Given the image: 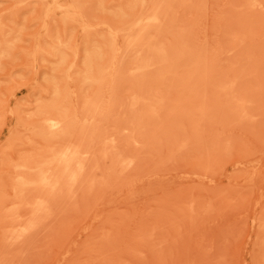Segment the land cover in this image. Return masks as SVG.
<instances>
[{
  "label": "rangeland",
  "instance_id": "rangeland-1",
  "mask_svg": "<svg viewBox=\"0 0 264 264\" xmlns=\"http://www.w3.org/2000/svg\"><path fill=\"white\" fill-rule=\"evenodd\" d=\"M157 2L0 0V264H264V0ZM157 10L160 22L130 28L132 15ZM114 46L119 75L110 78ZM57 50L78 52L64 81L69 60L58 65ZM86 50L102 54L87 73ZM47 116L66 128L50 133ZM22 220L28 233L12 238Z\"/></svg>",
  "mask_w": 264,
  "mask_h": 264
},
{
  "label": "bare ground",
  "instance_id": "bare-ground-1",
  "mask_svg": "<svg viewBox=\"0 0 264 264\" xmlns=\"http://www.w3.org/2000/svg\"><path fill=\"white\" fill-rule=\"evenodd\" d=\"M130 1H131V0H130ZM133 1H134V0H133ZM144 1H145V2H148V0H147V1L144 0ZM163 1L165 2V0H161V5H159V3L157 2L156 5H158V6L155 5V7H156L157 9H158L159 6L163 7V5H162V2H163ZM121 3H122V2H121ZM127 3H128V2H127ZM135 3H136V2H135ZM151 3H154V1L151 2ZM154 4H155V3H154ZM137 5H139V3H137ZM143 5H144V4H143ZM145 5H146V4H145ZM118 6H120V7H118L119 9L122 8V7H121L122 4L119 5V3H118ZM132 6H133V5H132ZM148 6H149V5H148ZM123 7H124V5H123ZM138 7H139V6H138ZM143 7H144V6H143ZM152 7H154V6L151 5L150 8L153 9ZM129 8H130V7H129ZM132 8H133V7H131V9H132ZM135 8H136V7H135ZM123 9H124V8H123ZM151 9H149V11H150ZM160 9H161V8H160ZM164 9H165V8H164ZM124 10H125V9H124ZM144 10H145V9H144ZM130 11H131V10H129V13H132L133 10H132L131 12H130ZM141 11H142V10H141ZM151 11H152V10H151ZM158 11H159V10H157V11H155V12H151V13H149V12L147 11L148 14H145V11H143L144 14H141L142 12H139L140 15L136 16V18H135V16L133 17V15H132L133 13L130 14V15H132V16L130 17L129 13L127 12L128 17H130V18H132V19L134 18L133 21H132V19H131V25H130V28H132V29H137L138 31H141V30H144V28H146V26H150V27H151V25L157 24L158 22H160L159 19L162 18V16L160 17L161 13H159L160 15H158V13H156V12H158ZM161 11H162V10H161ZM165 12H166V11H165ZM122 13H123V11H122ZM125 13H126V12H125ZM125 13H124V14H125ZM116 14H117V13H116ZM126 16H127V15H126ZM120 17H121V16H120ZM114 18H115V17H114ZM117 18H118V17H117ZM126 18H127V17H126ZM163 18H165V16H164ZM167 18H168V17H167ZM167 18H166V19H167ZM114 20H115V19H114ZM127 20H128V19H127ZM129 20H130V19H129ZM129 20H128V23L130 22ZM160 20H161V19H160ZM171 21H172V20H171ZM120 22H121V21H120ZM120 22H119V23H120ZM171 23H172V22H171ZM124 24H125V22L123 23V26H124ZM159 24H160V23H159ZM121 25H122V23H121ZM144 26H145V27H144ZM168 27H169V25H168ZM118 28H119V27H118ZM122 28H123V27H122ZM127 28H128V26H127ZM127 28H126V29H127ZM119 29H120V28H119ZM124 29H125V28H123V30H124ZM116 30H117V28H116ZM121 30H122V29H121ZM135 31H136V30H135ZM178 31H179V30H178ZM124 32H125V31H124ZM133 32H134V31H133ZM150 32H151V31H150ZM159 32H160V31H159ZM181 32H182V30H181ZM117 33H118V32H117ZM125 33L127 34L128 31L125 32ZM137 33H139V32H137ZM137 33H136V35H138ZM126 34H124V36H126ZM185 34H186V33H185ZM109 35H110V34H109ZM149 35H150V34H149ZM181 35H182V34H181ZM189 35L191 36V34H189ZM101 36H102V35H101ZM118 36H119V34H117V35L114 34V35H112V36L110 35L109 38H111L110 40L116 42ZM124 36H122V37H123L122 40H125L126 37H127V36H126V37H124ZM130 36H132V35H130ZM103 37H104V36H103ZM135 37H136V36H135ZM145 37H146V36H145ZM185 37H187V36L185 35ZM107 38H108V37H107ZM107 38H105V39H107ZM175 38H176V37H175ZM187 38H188V37H187ZM187 38H186V39H187ZM189 38H190V37H189ZM103 39H104V38H103ZM105 39H104V40H105ZM134 39H135V38H134ZM141 39H142V38H141ZM99 40H102V39H99ZM107 40L110 41L109 39H107ZM143 40H144V39H143ZM143 40H142V41H143ZM157 40H158V39H157ZM172 40H173V39H172ZM177 40H179V38H178ZM189 40H190V39H189ZM108 41H107V42H108ZM112 41H111V42H112ZM136 41H137V39H136ZM173 41H174V40H173ZM104 42H105V41H104ZM114 42H113V43H114ZM132 42H134V41L132 40ZM132 42H131V43H132ZM140 42H141V41H140ZM140 42H139V45H140ZM113 43H112V44H113ZM131 43H130V44H131ZM142 43H143V42H142ZM156 43H157V42H156ZM161 43H162V42H161ZM166 43H167V42H166ZM169 43H171V42H169ZM169 43H168L167 46L170 48ZM175 43H176V42H175ZM178 43H179V42H178ZM180 43H181V42H180ZM188 43H189V42H188ZM132 44H133V43H132ZM134 44H135V43H134ZM157 44H158V43H157ZM159 44H160V41H159ZM162 44H164V43H162ZM182 44L185 45V43H182ZM189 44H190V43H189ZM189 44H188V45H189ZM60 45H61V44L57 45V47H61ZM113 45H114V44H113ZM141 45H144V44H141ZM170 45H171V44H170ZM172 45H174V44H172ZM177 45H179V44H177ZM188 45H187V46H188ZM202 45H203V44H202ZM110 46H111V45H110ZM110 46H108V47H110ZM155 46H156V45H155ZM161 46H162V45H161ZM163 46H164V45H163ZM163 46H162L161 48H163ZM174 46H176V44H175ZM174 46H172L173 49L175 48ZM182 46H183V45H182ZM187 46H186V47H187ZM57 47H56V48H57ZM94 47H95V46H94ZM139 47H140V46H139ZM164 47H165V46H164ZM172 47H171V48H172ZM176 47H177V46H176ZM180 47H181V46H180ZM62 48H63V47H62ZM98 48H99V47H98ZM137 48H138V47H137ZM67 49H68V48H67ZM85 49H86V48H84V50H85ZM111 49H113V51H112V52H113V55L111 54L112 57H111L110 61H109V58H108L109 63H108V66H107V68H106V75L109 76L110 78H111V76L114 75L115 72H116V73H115L116 75H119V74H117V71H116L117 69H116V65H115V63H116L117 61L119 62V59L117 60V54L119 53V50H118V48L115 47V46H114L113 48H111ZM111 49H110V50H111ZM135 49H136V48H135ZM163 49L166 51L165 48H163ZM177 49H178V47H177ZM177 49H176V50H177ZM49 50H50V49H49ZM61 50H62V49H61ZM87 50H88V49H87ZM87 50L85 51V54H84V58H83V60H81V61L83 62V66L85 67V71H86V73H87L88 71L91 70V67H92L91 62H92L93 60H95V59H101V58H102V54H101L100 51H96V52H94V53H90V52H88ZM127 50H128V49H127ZM127 50H126V51H127ZM161 50H162V49H161ZM64 51H66V50H64ZM64 51H62V52H64ZM92 51H93V50H92ZM126 51H125V52H126ZM167 51H168V50H167ZM167 51H166V52H167ZM170 51H171V49H170ZM170 51H169V52H170ZM62 52H59V51L57 50V51H55V53H52L51 57H53V59L55 58V59H56V63H57L58 65L61 64L62 66H63V65L65 66L66 63H67V61L69 60V62H68L67 65L65 66V69H63L64 67L61 68V69L64 70V71H63L64 73L67 72L66 75H65V77L62 76L61 79H63V78H67V79H68V78L70 77V74H69V73H70L72 70L74 71V68H76V64H77L76 62H77V60H78V58H77V56H78V52H77L76 50H73V52H74L75 54H74V56H73L72 59L67 58V57L65 56L66 53L64 54V53H62ZM76 52H77V54H76ZM158 52H159V51H158ZM166 52H165V53H166ZM171 52H173V51H171ZM108 54H109V52H108ZM168 54H169V53H168ZM198 54H199V53H198ZM200 54H201V53H200ZM93 55H95V56L98 57V58L94 57ZM152 55H153V54H152ZM163 55H164V54H163ZM170 55H171V54H170ZM170 55H169V56H170ZM166 56H168V55H166ZM169 56H168V57H169ZM171 56H172V55H171ZM171 56H170V59H171ZM109 57H110V56H109ZM155 57H156V55H155ZM159 57H160V56H159ZM168 57H167V59H168ZM156 58H158V57H156ZM120 59H121V58H120ZM154 59H155V58H154ZM170 59H169V60H170ZM172 59H173V58H172ZM137 60H138V59H137ZM169 60H168V61H169ZM98 61H99V60H98ZM103 61H105V60H103ZM121 61H122V60H121ZM157 61H158V60H157ZM144 62H145V61H144ZM53 63H54V61H53ZM103 63H104V62H103ZM106 63H107V60H106ZM121 63H122V62H121ZM121 63H120V64H121ZM157 63H158V62H156L155 64H157ZM81 64H82V63H81ZM118 64H119V63H118ZM153 64H154V63H153ZM168 64H171V62L168 63ZM99 65H100V64H99ZM137 65H138V64H137ZM62 66H61V67H62ZM77 66H78V65H77ZM97 66H98V65H97ZM100 66H101V65H100ZM100 66H98V67H100ZM164 66H165V65H164ZM168 66H169V65H168ZM95 67H96V65H95ZM98 67H96V68L98 69ZM117 67H120V66L118 65ZM142 67H143V65H142ZM51 68H52V67H51ZM55 68H56V67H55ZM58 68H60V67H58ZM121 68H122V67H121ZM121 68H118V71H119ZM135 68H137V67H135ZM61 69H60V70L58 69L56 72H58V71L60 72ZM93 69H94V68H93ZM122 69H123V71H124V68H122ZM122 69H121V70H122ZM160 69H161V67H160ZM163 69H164V68H163ZM50 70H51V69H50ZM127 71H128V70H127ZM56 72H55V73H56ZM63 72H62V75H63ZM97 72H98V71H97ZM119 72H121V71H119ZM84 73H85V72H84ZM95 73H96V72H95ZM103 73H104V71H103ZM121 73H122V72H121ZM57 74H58V73H57ZM57 74H55V75H57ZM97 74H98V73H97ZM124 74H125V73H124ZM128 74H129V73H128ZM137 74H138V73H137ZM50 75L53 76V74H50ZM59 75H60V73H59ZM85 75L88 77V74H85ZM93 75H95V74H93ZM122 75H123V74H122ZM60 76H61V75H60ZM60 76H59V77H60ZM78 76H79V75H78ZM124 76H125V75H124ZM133 76H134V74H133ZM109 77H108V79H110ZM113 77H115V76H113ZM113 77H112V79H113ZM116 77H117V76H116ZM48 78H49V76H48ZM50 78H51V77H50ZM55 78H56V80H57V77H56V76H55ZM125 78H126V77H125ZM140 78H141V77H140ZM140 78H139V80H140ZM59 79H60V78H59ZM59 79H58V80H59ZM106 79H107V78H106ZM108 79H107V80H108ZM114 79H115V78H114ZM120 79H121V81H122L123 77L120 78ZM120 79H118V80L115 79L114 81H116V82L118 81V82H119ZM142 79H143V78H142ZM52 80H53V79H52ZM86 80H87V79H86ZM107 80H105V82H106ZM134 80L136 81L137 79L135 78ZM134 80H132V81H134ZM143 80H144V79H143ZM48 81H49V80H48ZM60 81H61V80H59V82H60ZM63 81H64V79H63ZM83 81H84V80H83ZM89 81H92V80H89ZM114 81L112 80V83H113ZM121 81H120V82H121ZM124 81H125V80H123V82H124ZM135 81H134V82H135ZM57 82H58V81H57ZM116 82H115V83H116ZM118 82H117V83H118ZM138 82H140V81H138ZM49 83H50V81H49ZM106 83H108V82H106ZM115 83H113V84H115ZM121 83H122V82H121ZM61 84H62V83L60 82V85H61ZM63 84H64V83H63ZM113 84H110V85H113ZM47 85H48V84H47ZM117 85H120V84H117ZM115 86H116V85H114V87H115ZM187 86H188V85H187ZM51 87H52V86H51ZM59 87H60V86H59ZM84 87H85V86H84ZM107 87H108V86H107ZM107 87H106V88H107ZM114 87L112 88L113 93L116 92V91H114V90H116V88H114ZM119 87H120V86H119ZM56 88H57V87H56ZM181 88H183V86H181ZM181 88H180V89H181ZM184 88H185V87H184ZM80 89H81V88H80ZM82 89H83V88H82ZM103 89H105V88H103ZM103 89H102V90H103ZM109 89L111 90V88H109ZM113 89H114V90H113ZM185 89H186V88H185ZM185 89H184V90H185ZM52 90H55V89H52ZM52 90H51V91H52ZM56 90H57V89H56ZM56 90L53 91V92H57ZM58 90H59V89H58ZM107 90H108V89H107ZM48 91H49V88H48ZM73 91H74V90H73ZM117 91H118V89H117ZM63 92H64V91H63ZM66 92L68 93V89L66 90ZM66 92H65V93H66ZM69 92H70V91H69ZM87 92H89V90H88ZM101 92H104V90L101 91ZM47 93H48V92H47ZM92 93H93V92H92ZM96 93H98V92H95L94 95H97ZM105 93H106V92H105ZM117 93H118V92H117ZM60 94H61V93H60ZM72 94H73V93H72ZM76 94H78V93H76ZM80 94H81V91H80ZM99 94H100V93H99ZM101 94H103V93H101ZM48 95H49V93H48ZM58 95H59V94H58ZM65 95H66V94H65ZM73 95H74V94H73ZM91 95H93V94H91ZM104 95H105V94H104ZM114 95H115V94H114ZM135 95H136V94H135ZM61 96H62V95H61ZM61 96H60V97H61ZM78 96H79V95H78ZM82 96H83V95H82ZM99 96H101V95H99ZM105 96H106V95H105ZM105 96H104V97H105ZM108 96H110V95H108ZM75 97L77 98V96H75ZM95 97H96V96H95ZM112 97H114V96H112ZM115 97H117V95H116ZM138 97H139V96H138ZM138 97H137V98H138ZM140 97H141V96H140ZM53 98H54V97H53ZM63 98H68V100H69V97H65V96H64V93H63V97H62V99H63ZM76 98H75V99H76ZM86 98H87V97H86ZM99 98H100V97H99ZM102 98H103V96H102ZM133 98H134V97H133ZM137 98H136V100H137ZM57 99H59V97H58ZM57 99H56V100H57ZM60 99H61V98H60ZM91 99H92V98H91ZM97 99H98V98H97ZM100 99H101V98H100ZM109 99H110V98H109ZM116 99H117V98H114V101H115ZM160 99H161V98H160ZM50 100H51V99H50ZM56 100L54 99L55 102H57ZM68 100H67V101H68ZM79 100H81L80 97H79ZM79 100L77 99V101H79ZM103 100H104V98H103ZM107 100H108V99H107ZM136 100H135V101H136ZM47 101H48V100H47ZM52 101H53V99H52ZM60 101H62V100H60ZM63 101H64V99H63ZM63 101H62V102H63ZM77 101H75L76 104L78 103ZM84 101L87 102V99L84 100ZM93 101H96V100H93ZM98 101H100V100L98 99L96 103H98ZM101 101H102V100H101ZM104 101H105V100H104ZM108 101H109V103H110L111 100H108ZM112 101H113V100H112ZM114 101H113V102H114ZM131 101H132V100H131ZM139 101H140V100H139ZM41 102H42V101H41ZM41 102H40V104H41ZM68 102L71 103V100H69ZM105 102H106V101H105ZM48 103H49V102H48ZM59 103H60V102H59ZM65 103H66V102H65ZM93 103H94V102H93ZM111 103H112V102H111ZM114 103L118 104V102H114ZM138 103H139V102H138ZM54 104H55L54 106H56V103H54ZM61 104H62V103H60V105H61ZM82 104H83V103H82ZM87 104H88V103H87ZM98 104H99V103H98ZM101 104H102V102H101ZM116 104H114V105H116ZM129 104H130V103H129ZM161 104H162V103H161ZM44 105H45V104H43V106H44ZM62 105H63V104H62ZM78 105H79V104H78ZM78 105H77V107H78ZM96 105H97V104H96ZM99 105H100V104H99ZM99 105H98V106H99ZM105 105H108V104L105 103ZM105 105H104V106H105ZM112 105H113V104H111V105L109 104V107L112 106ZM162 105H163V104H162ZM49 106H50V103H49L48 107H49ZM52 106H53V105H52ZM52 106H51V107H52ZM54 106H53V107H54ZM68 106H70V105L68 104ZM157 106H160V105H157ZM51 107H50V108H51ZM77 107H76V108H77ZM91 107H93V106H91ZM101 107H102V105H101ZM106 107H107V106H106ZM116 107H117V106H116ZM44 108H45V107H44ZM54 108H55V107H54ZM58 108H59V106H58ZM62 108H63V107H62ZM64 108H65V110H66V107H64ZM81 108H82V107H81ZM97 108H99V107H97ZM111 108H112L113 110H112ZM111 108H110L111 111H114V110L116 109L115 107H114V108H115V109H114L113 106H112ZM159 108H160V107H159ZM39 109H40V107H39ZM60 109H61V108H60ZM67 109H68V108H67ZM84 109H86V107H85ZM103 109H104V108H103ZM106 109H107V108H106ZM110 109H109V111H110ZM147 109H148V108H147ZM169 109H170V107H169ZM169 109H168V110H169ZM171 109H172V108H171ZM47 110H48V108H47ZM49 110H51V109H49ZM57 110H58V109H57ZM73 110H74V109H73ZM73 110H72V111H73ZM101 110H102V109H101ZM104 110H105V109H104ZM203 110H204V109H203ZM60 111H61V110H59V112H60ZM62 111H63V110H62ZM62 111H61V112H62ZM79 111H80V109H79ZM79 111H78V112H79ZM81 111H82V109H81ZM81 111H80V112H81ZM88 111H89V110H88ZM111 111H110V113H111ZM45 112H46V111H45ZM66 112H68V111H66ZM93 112H94V111H93ZM98 112L102 113L103 110H102V112H101L100 110H99ZM104 112H105V111H104ZM107 112H108V110H107ZM152 112H153V110H152ZM154 112H155V111H154ZM173 112H174V111H173ZM42 113H43V112H41V114H42ZM52 113H54V112H52ZM63 113H65V112L63 111ZM63 113H61V114H63ZM75 113H76V111H75ZM75 113H74V114H75ZM82 113H83V112H82ZM78 114H79V113H78ZM78 114H77V115H78ZM86 114H87V113H86ZM86 114H85V115H86ZM148 114H149V111H148ZM148 114H147V117H149ZM156 114H157V112H156ZM44 115H45V113H44ZM44 115H43V116H44ZM46 115H47V114H46ZM56 115H57V114H56ZM66 115H67V113H66ZM82 115H83V114H82ZM90 115H91V114H90ZM97 115H98V113H97ZM97 115H96V118H97ZM99 115H100V114H99ZM101 115H103L102 117H104L105 114L103 113V114H101ZM150 115H151V114H150ZM58 116H60V115H58ZM74 116H75V115H74ZM80 116H81V114H80ZM107 116H108V115H107ZM110 116H111V115H110ZM154 116H156V115H154ZM36 117H38V116H36ZM63 117H64V115H63ZM65 117H66V116H65ZM72 117H73V116L71 115V116H70L71 120H73V118H74V117H73V118H72ZM82 117H84V115H83ZM92 117H93V116H92ZM98 117H99V116H98ZM102 117H101V118H102ZM204 117H205V116H204ZM86 118H87V117H86ZM90 118H91V117H90ZM63 119H64V118H63ZM80 119H82V118L80 117ZM80 119H79V120H80ZM92 119H93V118H92ZM102 119H103V118H102ZM107 119H108V118H107ZM150 119H151V117H150ZM202 119H203V118H202ZM42 120H43V119H42ZM61 120H62V117H61ZM61 120H59V119H57V118H54V117H52V116H47V117L44 118L43 121H44V123L46 124V127H47L48 129L51 130L50 133H52V130L54 131V130L59 129L61 125H63L61 128H63V127L65 126L64 124H66V123L62 120V122H64V123L62 124V123H61ZM64 120H67V118L64 119ZM82 120H83V119H82ZM82 120H80V121H82ZM93 120H95V119H93ZM96 120L98 121V119H96ZM109 120H110V119H109ZM109 120H108V121H109ZM67 121H70V120H67ZM87 121H88V120H87ZM99 121H100V120H99ZM102 121H103V120H102ZM102 121H101V122H102ZM105 121H106V119H105ZM34 122H35V121H34ZM36 122H37V121H36ZM39 122H41V121H39ZM76 122H78V120H76ZM101 122H100V123H101ZM150 122H151V121H150ZM68 123H69V122H68ZM80 123H81V122H80ZM95 123H96V121H95ZM74 124H77V123H74ZM82 124H83V122H82ZM97 124H99V123H97ZM105 124H106V122H105ZM38 125H39V127L41 128L40 124H38ZM42 125H43V124H42ZM69 125H70V124H69ZM78 125H79V124H78ZM102 125H103V124H101V126H102ZM73 126H75V125H73ZM92 126H93V125H92ZM92 126H91V127H92ZM103 126H104V125H103ZM103 126H102V127H103ZM27 127L29 128V126H27ZM31 127H32V126H31ZM33 127H34V126H33ZM44 127H45V125L42 126L43 129L41 128L43 131H44ZM67 127H68V126H67ZM76 127H78V126H76ZM83 127H84V126H83ZM86 127H87V126H86ZM88 127H89V126H88ZM88 127H87V128H88ZM96 127H97V126H96ZM102 127H101V128H102ZM64 128H66V127H64ZM71 128H72V126H71ZM87 128H85L84 130H86ZM99 128H100V126L98 127V129H99ZM103 128H104V127H103ZM103 128H102V129H103ZM32 129H34V128H32ZM37 129H38V128H37ZM41 129H39L38 131H40ZM68 129L70 130V128H68ZM68 129H66V130L64 129V130L67 131ZM81 129H82V128H81ZM91 129H92V128H90V131H91ZM95 129H96V128H95ZM98 129H97V130H98ZM102 129H100V130H102ZM34 130H35V129H34ZM50 130H49V131H50ZM64 130H63V131H64ZM69 130H68V131H69ZM75 130H76V129H74L73 131H75ZM87 130H88V129H87ZM93 130H94V127H93ZM31 131H32V130H31ZM38 131H37V132H38ZM68 131H67V132H68ZM90 131L88 130V133H90ZM35 132H36V131H35ZM41 132H42V131H41ZM41 132H40V133H41ZM45 132H46V130H45ZM61 132H62V131H61ZM61 132H60V133H61ZM67 132H66L65 134H66L68 137H70V135H68L69 132H68V133H67ZM76 132H78V130H76ZM80 132H81V131H79L78 133H80ZM84 132H86L85 134H87V131H84ZM94 132H95V131H94ZM98 132H99V131H98ZM42 133H44V132H42ZM46 133H49L48 130H47ZM54 133H55V132H54ZM60 133H59V134H60ZM72 133H73V132H71V134H72ZM78 133H77V134H78ZM82 133H83V132H82ZM92 133H93V131H92ZM33 134H34V133H32V135H33ZM35 134H36V133H35ZM55 134H56V133H55ZM75 134H76V133H75ZM90 134H91V133H90ZM40 135H41V134H40ZM46 135H47V134H46ZM60 135H61V134H60ZM60 135H59V136H60ZM66 135H64V136H66ZM87 135H89V134H87ZM42 136H44V135H41V138H43ZM47 136H50V135H47ZM52 136H53V135H52ZM55 136H56V135H55ZM55 136H53V138H57V137H55ZM57 136H58V135H57ZM64 136H61V139L65 138ZM67 136H66V140H67ZM71 136L73 137L74 135H71ZM92 136H93V134H92ZM38 137H39V136H38ZM38 137H37V138H38ZM62 137H63V138H62ZM72 137H71V138H72ZM83 137H85V136H83L82 134H81V138H79V136H78V138H79L80 140H81ZM109 137H110V136H109ZM111 137H112V136H111ZM53 138H52V139H53ZM58 138H59V137H58ZM76 138H77V137H76ZM76 138H74L75 140H73V141L78 140V139H76ZM85 138H86V137H85ZM85 138H83L84 143H85V141H87V140H85ZM88 138H89V136H88ZM88 138H86V139H88ZM90 138H91V137H90ZM38 139H39V138H38ZM49 139H50V137H49ZM69 139H70V138H69ZM92 139H94V137H92ZM105 139H106V138H105ZM105 139H104V140H105ZM40 140H41V142H42V139H40ZM47 140H48V139H47ZM50 140H51V139H50ZM63 140H64V139H63ZM63 140H62V143H63ZM66 140H65V142H66ZM71 140H72V139H71ZM95 140H96V139H95ZM113 140H114V138H113ZM45 141H46V140H45ZM48 141H49V140H48ZM52 141H53V140H51V143H50V144L53 143ZM56 141H57V140H56ZM58 141H60V140H58ZM58 141H57V143H58ZM108 141H109V140H108ZM49 142H50V141H49ZM65 142H64V143H65ZM67 142H69V140H68ZM76 142H77V144L79 145L78 142L82 143L83 141H76ZM89 143H90V142H89ZM53 144H54V143H53ZM58 144H60V142H59ZM45 145H46V147L49 146V145H47V142L45 143ZM54 145H55V144H54ZM54 145H52V146H54ZM62 145H64V144H61L60 146L63 147ZM67 145H68V143H67ZM71 145H73V144H71ZM71 145H69V147H71ZM78 145H77V147H75V148H78V147H79V150H78V151H80V148H81L80 146H81L82 144H80V146H78ZM52 146H51L50 148H52ZM64 146H65V148H66V145H64ZM73 146H75V144H74ZM83 146L85 147V145H82V148H81V149H84V150L87 151V149L83 148ZM54 147H55V146H54ZM54 147H53V148H54ZM69 147H68V148H69ZM86 147H87V146H86ZM88 147H89V146H88ZM44 148H45V147H44ZM48 148H49V147H48ZM50 148H49V149H50ZM56 148H57V147H56ZM59 148H60V147H59ZM72 148H73V147H71L70 149H72ZM60 149H61V148H60ZM106 149H107V148H105V150H106ZM54 150H55V149H54ZM57 150H58V148H57ZM62 150H64V149H62ZM107 150H108V149H107ZM107 150H106V151H107ZM74 151H75V150H74ZM74 151L70 150V151H68V153H69V152H72V153H71V156H73V155H75V152H74ZM82 151H83V150H82ZM88 151H89V150H88ZM53 152H54V151H53ZM76 152H77V149H76ZM83 152H85V151H83ZM40 153H41V152H40ZM57 153H58V152H57ZM65 154H66V153L64 152L63 155H62V156H64V157H66V158L64 159V164H62V165H64V168H65V171H66L67 166H69V161H68V160H69V158H70V155L67 157V155H65ZM78 154H79V153H78ZM81 154H83V153H81ZM86 154H87V153H86ZM103 154H104V153H103ZM43 155H44V154H43ZM45 155H47L46 152H45ZM37 156H38V155H37ZM102 156H103V155H102ZM42 157H43V156H42ZM75 157H77V156H75ZM79 157H80V156H79ZM35 158L37 159V157H35ZM39 158H40V156H39ZM83 158H84V157H83ZM70 159H71V158H70ZM72 159H73V158H72ZM77 159H78V158H77ZM87 159H88V158H87ZM26 160H27V159H26ZM28 160H32V159H28ZM38 160H39V159H38ZM41 160H42V159H41ZM55 160H57V159H55ZM62 160H63V159H62ZM75 160H76V158H75ZM78 160H79V159H78ZM23 161H24V160L22 159V162H23ZM34 162H35V161H34ZM36 162H37V161H36ZM36 162H35V163H36ZM55 162H56V161H55ZM70 162H72V161H70ZM74 162H75V161H74ZM20 163H21V162H20ZM25 163L30 164V163H28V162H26V161H25ZM25 163H24V164H25ZM42 163H43V162H42ZM77 163H78V162H77ZM83 163H84V162H83ZM86 163H87V162H85L84 164H82V161H81V164H82V165H85V166H86ZM16 165H17V164H16ZM21 165H23V163H21ZM31 165H32V164H31ZM37 165H38V164H37ZM46 165H47V164H46ZM53 165H54V164H52V165H50V166H53ZM56 165H57V164H56ZM56 165H55V166H56ZM9 166H10V165H9ZM18 166H19V165H18ZM24 166H25V165H24ZM24 166H23V167H24ZM60 166H61V165H60ZM10 167H11V166H10ZM73 167H74V165H73ZM83 167H84V166H83ZM83 167H82V168H83ZM26 168H27V167H26ZM30 168H31V167H30ZM38 168H39V166H38ZM58 168H59V167H58ZM62 168H63V167H62ZM70 168H71V167H70ZM84 168H85V167H84ZM84 168H83V169H84ZM28 169H29V168H28ZM44 169H45V167H44ZM47 169H48V168H47ZM60 169H61V168H59V170H60ZM74 169H75V168H74ZM18 170H19V169H18ZM29 170H31V169H29ZM41 170H42V168H41ZM48 170H49V169H48ZM50 170H51V168H50ZM52 170L54 171V169H52ZM71 170H73V169H71ZM15 171H17V170H15ZM22 171H23V170H22ZM53 171H52V173H54ZM18 172H19V171H18ZM23 172H24V171H23ZM26 172H27V171H26ZM30 172H31V171H30ZM39 172H40V171H39ZM57 172H58V171H57ZM60 172H61V171H60ZM82 172H83V171H82V169H81V172H79V173H82ZM33 173H34V172H33ZM49 174H50V173H49ZM54 174H55V173H54ZM75 174H77V173H75ZM17 175H18V174H17ZM17 175H16V176H17ZM22 175H23V174H22ZM26 175H27V173H26ZM50 175H51V174H50ZM59 175H60V173L58 172V176H59ZM70 175H72V174H70ZM80 175H81V174H80ZM80 175H79V177H80ZM19 176H20V175H19ZM36 176H37V175H36ZM47 176H48V175H47ZM53 176H54V175H53ZM64 176H65V175H64ZM68 176H69V175H68ZM22 177H24V175H23ZM50 177H51V176H50ZM62 177H63V176H62ZM62 177H61V178H62ZM16 178H17V177H16ZM20 178H21V177H20ZM25 178H26V177H25ZM28 178H30V177L28 176ZM33 178H37V177H33ZM45 178H46V177H45ZM57 178H59V177H57ZM61 178H60V179H61ZM31 179H32V178H31ZM46 179H47V178H46ZM48 179H49V178H48ZM78 179H79V178H78ZM37 180H38V179H37ZM57 180H58V179H57ZM19 181H20V180H19ZM39 181H40V183L45 184V185H47V186L50 184V183H47V182L45 181L44 178H41ZM69 181H70V180H69ZM13 182H14V181H13ZM49 182H51V181H49ZM52 182H53V181H52ZM15 183H16V182H15ZM17 183H18V182H17ZM20 183H21V182H20ZM23 183H24V181H23ZM62 183H63V182H62ZM68 183H69V182H68ZM74 183H76V182H73V183H70V184L72 185V184H74ZM59 184H60V183H59ZM20 185H21V184H20ZM24 185H25V184H24ZM24 185H23V187H24ZM52 185H53V184H52ZM11 186H12V185H11ZM15 186L18 187V185H15ZM39 186H40V185H39ZM39 186H38V188H39ZM42 186H43V185H42ZM62 186H63V184H62ZM67 186H69V185H67ZM12 187L14 188V185H13ZM12 187H11L10 189H12ZM25 187H26V186H25ZM28 187L30 188V186H28ZM31 187H32V186H31ZM60 187H61V185H60ZM60 187L58 188V186H57L58 189H60ZM55 188H56V187H55ZM66 188H67V187H66ZM69 188H71V187H69ZM69 188H68V189H69ZM14 189H16V188H14ZM36 189H37V188H36ZM39 189H40V188H39ZM39 189H38V190H39ZM45 189H46V188H45ZM49 189H50V188H49ZM58 189H57V190H58ZM20 190L22 191L21 187H20L19 191H20ZM24 190H25V191H28V190H26V188H25ZM38 190H36V191H38ZM42 190H43V189H42ZM42 190H39L38 192H40V191H42ZM60 190H62V189H60ZM14 191H15V190H14ZM16 191H17V189H16ZM21 191H20V192H21ZM25 191H24V192H25ZM50 191H51V190H50ZM12 192H13V191H12ZM38 192H37V193H38ZM56 192H57V191L54 190V193H56ZM58 192H60V191L58 190ZM17 193H19V192H17ZM40 193H42V192H40ZM51 193H52V192H51ZM14 194H15V193H14ZM14 194H13V197H14ZM22 194H24V193H22ZM43 194H45L44 191H43ZM37 195L39 196V194H37ZM41 195H42V194H41ZM46 195H47V194H46ZM50 195H51V194H50ZM17 196H18V194H17ZM22 196H23V195H22ZM22 196H21V197H22ZM38 196H37V198H38ZM42 196H45V195H42ZM52 196H53V193H52ZM52 196H51V197H52ZM54 196H55V195H54ZM1 197H2V196H1ZM21 197H20V198H21ZM51 197H50V198H51ZM2 198H3V197H2ZM20 198H19V200L24 199L25 197H23V198H21V199H20ZM39 198H40L41 200L43 199V198H41V197H39ZM50 198H49V195H48V202H49V203L52 202V201H49ZM12 199H13V198H12ZM14 199H16V198H14ZM0 200H1V198H0ZM2 200H3V202L0 201L1 203H6V202H4V201H5L4 198H3ZM19 200H18V201H19ZM24 200H25V201H28V200H26V199H24ZM34 200H37V199L34 198ZM34 200H33V201H34ZM43 200H45V201H43ZM43 200H42L43 202H47L46 199H45V197H44ZM50 200H51V199H50ZM22 201H23V200H22ZM38 201H40V200H38ZM12 202H13V201H12ZM15 202H16V201H15ZM23 202H24V201H23ZM23 202H22V203H23ZM30 202H31V201H30ZM30 202H29V203H30ZM34 202H35V201H34ZM34 202H33V203H34ZM48 202H47V203H48ZM13 203H14V202H13ZM18 203L20 204L21 202H18ZM29 203L24 202L25 205H26V204L28 205ZM47 203H46V204H47ZM16 204H17V203H16ZM39 204H40V203H39ZM46 204H43V206L45 207ZM17 205H18V204H17ZM20 205H21V204H20ZM22 205H23V204H22ZM19 207H20V206H19ZM20 208H21V207H20ZM40 208H41V207H40ZM11 209H13V208H11ZM11 209H9V210L11 211ZM33 209H34V208H33ZM33 209H32V210H33ZM36 209H37V208H36ZM44 209H45V208H44ZM13 210H14V209H13ZM13 210H12V211H13ZM32 210H30V211H32ZM38 210H39V209H38ZM38 210H37V211H38ZM40 210H41V209H40ZM10 211H9V212H10ZM18 211H19V210H18ZM14 212H16V211H14ZM11 213H12V212H10L9 215H11L10 217L13 218V217H12V216H13V213H12V214H11ZM17 213H18V212H17ZM34 213H35V212H34ZM15 214H16V213H15ZM31 214H33V213H31ZM38 214H39V213H38ZM7 215H8V214H7ZM7 215H6V216H7ZM18 215H19V214H18ZM36 215H37V214H36ZM10 217H9V218H10ZM19 217H20V216H19ZM33 217H35V216H33ZM11 218H10V219H11ZM7 220H8V219H7ZM11 220H12V219H11ZM17 220H18V219H16V223H17V224L21 222V221L18 222ZM19 220H20V219H19ZM28 220L30 221V220H32V218H31V219H28ZM28 220H26V222H27ZM13 221H15V217H14V220H13ZM13 221H12V224L15 223V222L13 223ZM22 221H23V220H22ZM29 221H28V223H29ZM7 222H8V223H11V222H9V221H7ZM23 222H24V223L19 224V225H20V228L14 231V237H12V238H15V239H16V238H18L20 235H22L26 230H28V225L26 224L25 221H23ZM32 222H33V221H32ZM12 224H9V225L11 226ZM23 224H24V225L26 224L27 226H25V227L23 226V227H22L21 225H23ZM29 225H31V224H29ZM14 226H15V225H13L12 227H14ZM10 228H11V227H10ZM15 228H16V226H15ZM30 228H31V226H30ZM28 231H29V230H28ZM11 232H13V231H10L9 234H10ZM26 232H27V231H26ZM26 232H25V233H26ZM27 233H28V232H27ZM9 234H7V235L10 236ZM23 235H24V234H23ZM11 236H12V235H11ZM24 236H25V235H24ZM5 237H6V235H5ZM21 237H23V236H21ZM5 240H6V238H5Z\"/></svg>",
  "mask_w": 264,
  "mask_h": 264
}]
</instances>
